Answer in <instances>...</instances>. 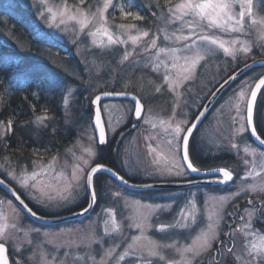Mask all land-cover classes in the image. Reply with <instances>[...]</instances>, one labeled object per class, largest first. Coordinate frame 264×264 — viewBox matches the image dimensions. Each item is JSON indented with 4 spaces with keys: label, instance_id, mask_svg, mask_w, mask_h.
<instances>
[{
    "label": "rangeland",
    "instance_id": "374dc122",
    "mask_svg": "<svg viewBox=\"0 0 264 264\" xmlns=\"http://www.w3.org/2000/svg\"><path fill=\"white\" fill-rule=\"evenodd\" d=\"M3 1L13 8L21 7L28 11V14L33 16L38 34L47 40L59 43L62 55L66 53L60 58L43 55L40 61H49L54 66V73L58 74L56 80L67 81L69 84L63 97L62 110L66 124L74 126L77 130L76 139L67 148L50 158L42 157L29 164H19L7 157L0 163V176L14 186L20 194L27 197L37 209L52 216L70 212L84 202L87 196L83 181L80 180V186L76 187L77 179L83 175L78 171L77 166L86 172L88 165H85V160L89 165L95 166L99 158L105 154V151L98 146L94 133L92 124L94 107L91 102L96 94L101 91L105 92L106 88L113 87L116 83L115 74L118 70L107 82H101L98 78L103 73L105 64L115 65L122 70L128 68L129 72L132 69H138L144 74L142 79L128 80L122 86L124 89L119 90V92H133L129 89L136 91L145 105L144 116L135 130H132L133 125L137 123L133 117L132 104L125 101H105L101 105L109 143H113L114 147L115 167L127 177L140 183L187 182L189 175L180 154L174 151L175 143L170 145L168 140L172 138V130L177 124L182 128L190 126L194 113L203 105L211 91L208 88L200 97H195L196 100L193 98L197 93L192 91L197 83V73L200 67L207 60H211L214 69L226 70L227 64L223 61L225 59L236 64L240 61L255 59L256 51L264 56V48L261 47L264 44V39H262L264 23H261L264 21V0H253V14L252 16L246 14L243 33H228L219 29L207 31V34L224 40L244 41L251 46V52L246 55L240 53L236 58H232L225 56L222 50H218L217 55L201 60L191 73L182 70L185 63L183 59L175 61L176 66L173 67L172 54L159 52L162 47L179 49L186 43L176 41L173 33L176 32L179 35L181 33L177 32V29H182L183 34H187L188 28L184 26V21H173L168 11L181 0H174L172 6L161 11L156 20H152L144 29L137 26L120 28V25H131L109 19V11L113 8L110 7L104 13L107 19L105 26L114 38L119 37L120 40L125 41V43L111 45L103 31H96L102 23L97 9L103 7L104 0L93 10L68 5L62 0ZM128 4L133 6L127 7ZM113 5L120 11V6H124L125 11L134 12L136 0H119L117 3L113 0ZM65 7L69 9L66 17L68 14L79 15L78 9L87 12L90 23L83 31L80 30V25L76 21L65 17V23L61 24L59 15L53 20L52 14L47 11L51 8L53 12L59 13ZM234 11L239 12V0H236ZM93 13H96L95 18H93ZM252 20H256L257 23L252 24ZM49 24L52 26L49 27ZM142 30H148L149 36L141 37L136 44H133L130 37L140 35ZM90 32H96V35H89ZM166 35L169 37L167 40ZM154 38L156 47L152 48L151 41ZM240 46L237 45V47ZM69 48L75 55V63L67 61L68 57L72 59ZM125 52L129 53L128 59L121 62ZM157 53H159L158 59ZM40 67L53 72L48 64ZM166 74L170 77L169 83L179 84L175 91L169 90V83H165ZM263 74L264 71L256 72L237 82L214 107L195 138L194 153L202 156L203 159L214 160L230 157L228 161L231 162L232 169L236 171L237 178L232 190L227 194H214L199 188L160 192L155 196L154 201H144L130 195L111 180L99 178V180L96 179V184L98 183L97 192L100 195L101 206L91 220L62 229L42 230L32 225L0 190V229H3L4 233L0 243H4L10 252L12 250L11 255L20 257L18 259L21 261L20 264H29L27 260L31 258L37 260L36 264H61V262L63 264H145L146 260H151L152 264H169L170 261L176 264L181 260V256L175 248L161 247L157 250L159 256L148 257L147 249L150 242L156 241L161 245L175 243L176 248L183 249L192 245L193 239L207 226L213 225L215 228L218 225V229H215L218 232V239L213 242V250L202 257L194 258L192 264H215L211 257L217 248H220L222 264L225 259L229 264H236L232 254L226 253V246L234 244L236 253L243 250L246 243L243 230L235 231V229L249 219L245 209L238 214L236 208L248 205L249 199L253 200L252 206L259 208V202L264 200V193L244 190L247 185L264 182V170L259 167V157L254 158L250 154L252 149H255L257 153L264 152V150L258 148L250 140L248 129L243 133L236 132L242 124L246 126V121L241 118L246 114V104H240L238 113V93L243 88L246 91V99L249 98L250 89ZM189 75L191 78L184 79ZM217 83H211V87L216 86ZM157 87H160L159 92L156 91ZM202 89L201 87L200 90ZM79 93H82L84 103L76 106V96ZM65 98L67 105L64 103ZM88 98H91L90 103ZM260 109H264V100L260 101L257 111ZM47 121H45L46 124ZM7 136L0 139L3 140ZM232 143H236L238 147L232 148ZM245 147H248V152H245ZM88 149L94 153V156L89 154ZM245 160L248 164H245ZM25 171L28 175L33 172L39 173L35 181H28V187L22 186L19 179ZM249 171H253V176H248ZM256 172L260 175H255ZM73 173H77V179H72ZM69 184L72 186L69 187ZM113 193L120 195L115 196ZM63 196H67L68 200H62ZM181 209H186L188 214L195 215L196 223H191L190 215L187 228L176 227L168 229L166 233L159 232L160 224H169L180 218ZM246 209L252 211L254 208L247 207ZM242 216L244 220L240 219ZM262 216L264 214L261 212L254 213L251 218L250 231L264 235V231L256 227L258 222L264 228ZM113 217L119 226L118 232L112 231ZM106 228L108 235L105 234ZM254 239L253 236L247 237L248 241ZM129 245L132 247L129 248ZM109 250H111L110 255ZM45 255L48 257V263L42 261L40 263L38 259ZM121 256L123 259H120ZM160 256L164 259L161 260ZM137 257L141 258L137 259Z\"/></svg>",
    "mask_w": 264,
    "mask_h": 264
},
{
    "label": "snow or ice",
    "instance_id": "6c2138e0",
    "mask_svg": "<svg viewBox=\"0 0 264 264\" xmlns=\"http://www.w3.org/2000/svg\"><path fill=\"white\" fill-rule=\"evenodd\" d=\"M44 2V0H42ZM85 0H80V4H84ZM132 4H128L127 7H132ZM110 7H114L113 0H104L103 7L97 9L99 14V18L101 23V27L97 28V32L103 31L105 35L108 37V43L116 44V43H125V41L120 40L119 37H113V35L109 32L108 28L105 26L107 23V19L104 15L108 11ZM121 7L122 15L127 18L128 16H132L135 20L144 19L143 16L136 13L134 14L131 11H125L124 6ZM236 8V0H181L180 3L176 4L174 8H169V14L172 17L173 21H184V26L188 28L187 34H183L182 29H177V32L181 34L177 35L176 32L173 33L176 41H185L186 43L182 48H160L159 52H169L173 56V67L176 66L175 61L179 59L184 60V65L182 66V70L184 72L191 73L196 66L199 64L201 60H204L206 57H212L217 55L218 50H222L223 54L228 57L236 58L238 54H248L251 52L252 48L250 45L241 41L239 39H230L224 40L215 35L207 34V31L210 29H219L223 32L228 33H243L245 31V16H252L253 12V0H239V12L234 11ZM47 11L52 14V19L55 20L56 16L59 15L61 17L60 23H65L66 14L69 13V9L65 7L63 11L59 13L53 12L51 8H48ZM79 15L68 14L67 19L74 20L80 25V30L83 31L84 28L88 26L90 20L88 19L87 12L85 10H79ZM43 15V13H41ZM93 18H95L96 13H93ZM185 18H188L187 20ZM256 20H252V24H256ZM264 23V21H261ZM52 24H49L51 27ZM120 28L126 27H136L135 25L125 26L120 25ZM199 29V30H198ZM89 35H96V32H90ZM149 31L142 30L140 35L131 36L130 39L133 44H136L137 41L141 39V37H148ZM165 39H169L166 35ZM264 39V37H262ZM241 45L237 47V45ZM151 47H156V39L154 38L151 41ZM264 48V44L261 45ZM147 51V49H145ZM179 53V55H177ZM129 56L128 52H125L122 61L127 60ZM159 58V53H157V59ZM155 70V69H154ZM191 78L189 76H185L184 79ZM230 79H235V77H229ZM170 77L169 75L164 76L165 83H169ZM179 87V84L169 83V90L175 91V88ZM264 87V76L260 77L258 82L255 84L254 88L250 89V98L246 99V91L242 88L239 93V103L237 104V110L239 113L240 104H246L245 115L241 117L246 121V126L242 124L239 129L236 130L237 133H243L247 129H250V134L255 138L256 141L259 142L260 145H264V139L261 138V135H264V109L256 110V102L257 95L261 92V88ZM156 91H160V87L156 88ZM128 95V93H110L104 92L103 95ZM34 96H37L38 93L34 92ZM135 102L134 112L137 119L142 118V113L144 110V105L141 103L140 99L136 96L131 97ZM100 100V96H97L92 103L98 104ZM65 105H67V99L64 101ZM33 112L35 113V108L33 107ZM175 115V111L173 112V116ZM50 117L47 115L46 111L43 115H35L34 120L29 121V123L34 124L38 127H47L45 121L49 120ZM235 119V118H234ZM94 122L97 128L100 130L99 135V143H106L104 127L102 122L101 110L99 107L96 108L94 113ZM13 123L12 119L7 121V124L3 121H0V138H3L6 135H10L13 132ZM163 123V121L161 122ZM261 129V134H257V129ZM197 129V123H192L190 127L182 128L179 124H177L172 130V138L168 140V143L171 145L175 143L174 151L180 154V158L182 161L186 162L187 169H190L192 172H200L201 169L195 167L190 160V139L193 138V133ZM55 132V129L52 130ZM238 145L236 143H232V148H237ZM245 152H248V147H245ZM90 155L94 156V153L91 152L90 149L87 150ZM254 158L259 157V167L264 170V152L257 153L255 149L251 150L250 153ZM245 164H248V161H244ZM85 165H88V170L85 172L83 168L77 166L78 171L82 172L83 175L77 179V173L72 174V179H77L76 187L80 186L79 181H83V187L86 196L89 197V207H91V203L96 199V191L94 185V178L98 173L107 172L111 176L120 180L122 183L127 184L128 181L121 175H118L111 168L106 167L102 164H95V166L89 165L88 161H84ZM255 164V159L253 161ZM214 173L218 176L222 177L218 180L219 183H226L233 180L232 171L228 170L225 167H221L219 169H214ZM253 171L248 172V176H253ZM39 175L37 172L31 173L28 175L25 171V174L21 176L20 183L24 187H28V181H35L36 177ZM255 175H260L259 172H256ZM14 179L16 177H13ZM72 185L69 184V187ZM0 187H3L7 190V185L5 184V180L0 179ZM245 191L252 193H264V182L258 184H250L247 185L244 189ZM12 195L15 197L17 201L21 205H23L24 209L27 210L33 217L37 214L34 212L25 202L20 198L19 195L16 194L15 191H12ZM115 196H119V193H113ZM239 195V193H237ZM38 199V197H36ZM62 200L67 201L68 197H61ZM192 203L191 201L189 202ZM259 208H254L252 211L245 209V212L248 213V221L244 223L242 226L235 229V231L243 230V235L246 238V243L244 244V248L241 252H234L235 245L226 246V253L232 254L236 264H264V235H260L256 232L250 231L252 228L251 218L255 212H261L264 214V200H261ZM248 204L252 205L253 200L249 199ZM63 206V205H60ZM87 211V209H85ZM111 211V210H109ZM191 214L186 212V209H181L179 213L178 219L169 224H160L158 226V231L161 233H166L168 229H174L176 227L187 228L189 226L188 221ZM264 218V216H262ZM241 220H244V217H240ZM191 223H196L195 215H191ZM113 232L119 231V226L116 224L115 218L113 217ZM218 229V225L213 227V225L207 226L205 230L202 231L201 234H198L192 242V245L185 247L183 249L176 248L175 243L161 245L156 241H151L150 246L147 249V256L154 257L159 256V252L157 251L161 247L167 248H175L177 252L180 253L181 260L176 262V264H192L194 258L202 257L205 253L213 250V242L218 239V232L215 230ZM27 234V233H26ZM105 234L108 235V229H105ZM3 229H0V239H3ZM253 236L255 239L252 241H248L247 237ZM258 241V242H257ZM199 242V243H198ZM223 245V241H221ZM132 246L129 245V248ZM6 246L4 243H0V264H7V260L5 257ZM109 255L111 254V250H109ZM191 254V255H188ZM141 257H137L140 259ZM123 259V256L120 257ZM160 259H164L163 256H160ZM211 259L215 262V264H222L220 259V248H217L211 257ZM17 264H20L18 261ZM145 264H152L151 260H146ZM169 264H173V262H169ZM223 264H229L228 260H223Z\"/></svg>",
    "mask_w": 264,
    "mask_h": 264
},
{
    "label": "trees",
    "instance_id": "16d2710c",
    "mask_svg": "<svg viewBox=\"0 0 264 264\" xmlns=\"http://www.w3.org/2000/svg\"><path fill=\"white\" fill-rule=\"evenodd\" d=\"M62 1L68 5L93 10L100 5L102 0H85L84 4H80V0ZM118 1L115 0L116 3ZM174 2V0H136V9L133 13H138L143 16L144 19L142 20H135L132 16L125 18L115 5L110 9L108 16L114 22L135 25L144 29L152 20H156L161 11L172 6ZM33 20V16L28 14V11L21 7L13 8L5 1L0 0V121H3L5 124H7L9 119L14 121L13 132L5 139H0V163L7 157L12 158V160L19 164H29L33 160L42 157L50 158L71 145L77 137L76 128L67 125L63 117V97L69 84L67 81L56 80L58 74L54 73V66L49 61H40V57L43 55L60 58L66 55V53L62 55L59 43L40 36ZM54 52H57V54H54ZM69 53L72 59L71 57H68L69 60L66 58L68 63H75L76 58H74L75 55L71 48H69ZM256 54V58L264 57L262 54L257 53V51ZM223 61L227 64L226 70L218 71L214 69L211 60H207L200 67L197 73V83L195 82L196 85L192 91L197 92L193 97L195 100L201 94H204L205 92L203 91H206L208 88L211 90L210 95L219 83L234 73L238 68L250 62L251 59L244 62L240 61L236 64H233L229 59ZM40 64L42 66L48 64L53 72L42 69ZM103 69V73L98 77L101 82H107L112 74L118 70L117 74H115V85L106 88L104 91L110 90L115 92L123 90L124 88L122 86L128 80L132 79L131 81H135L144 78V74L138 69H132L129 72L130 69L128 68L127 70L125 68L122 70L109 63L105 64ZM260 71H264V69H256L247 76ZM214 82L218 83L216 86L211 87V83ZM201 87L203 88L202 90H200ZM129 91H133L132 93L137 95L136 91L132 89H129ZM11 92L14 93L12 94ZM34 92L38 93V95L34 96ZM190 94L188 96H191ZM76 99V106H81L84 103L82 93H79ZM87 100L90 103L91 98ZM261 100H264V90L259 98V103ZM202 106L194 113L193 119ZM33 107L35 108V113L33 112ZM45 111L50 117L47 121V127H38L29 123V121L34 120L35 115H43ZM53 129H55V132L52 131ZM258 129L260 131V128ZM195 138L190 145V155L193 163L198 168L210 169L225 167L235 172L232 169L231 162L228 161L230 157L210 160L209 158L203 159L202 156L194 153ZM113 148V143H109L106 147H103L102 149L105 151V154L99 158L98 163L117 170L114 163L115 153ZM119 173L123 175L121 172ZM123 176L126 177L125 175ZM99 178H107L117 184L104 175H99L96 179L99 180ZM96 189H98V183L96 184ZM204 189L211 193L221 194L232 190V188L219 190L218 188L212 187ZM126 192L144 201H154L155 196L160 193L155 191L141 193Z\"/></svg>",
    "mask_w": 264,
    "mask_h": 264
},
{
    "label": "water",
    "instance_id": "95a60500",
    "mask_svg": "<svg viewBox=\"0 0 264 264\" xmlns=\"http://www.w3.org/2000/svg\"><path fill=\"white\" fill-rule=\"evenodd\" d=\"M257 68H264V58H260V59L254 60V61H252V62L244 65L243 67L239 68L236 72H234L231 76H229V77H235V79H230L228 77L227 79H225L216 88V90L210 95V97L206 101L205 105L201 109V111L198 114V116L192 122V123H197V129L194 131L193 136L200 129V127L205 122V120L209 116L210 112L212 111V109L214 108V106L216 105V103L219 101V99L224 95V93L227 92L236 82L240 81L245 75H247L249 72H251L252 70L257 69ZM263 88L264 87L261 88V91L263 90ZM108 92H110V91H108ZM103 93L104 92L98 93L92 99V101H94L97 96H100V100H99L98 104L92 103V105L94 106V113H95V110H96L97 107H99L100 110H101L102 122H103V127H104V133H105L106 143H104V144H100L99 143L100 130L95 125L94 117H93L92 124H93V128H94V132H95L97 144L99 146H101V147L106 146L108 144V141H109V139H108V132H107V128H106V125H105V121H104V117H103V113H102V109H101V104L103 102H105V101H128V102H131L133 104V107H134L135 106V102L132 100L131 97L134 95L138 99H140L137 95H135L133 93H129V92H110V93H128V95H116V94H113V95H103ZM260 93H258V95H257V100H258V98L260 96ZM140 101H141V99H140ZM141 103L144 105V103L142 101H141ZM256 104H257V102H256ZM144 113H145V105H144V110H143V113H142V118L144 116ZM133 117L138 122L137 124H135L133 126V129H136L137 126H138V124L142 120V118L141 119H137L136 116H135V112L134 111H133ZM248 132H249V135H250L252 141L258 147L264 149V145H260L259 142L256 141L255 138L251 136L250 129H248ZM257 134H258V132H257ZM191 140H192V138L190 139V142H191ZM183 164H184L185 169L187 170V172L195 180L190 181V182H185V183H149V184H138V183L130 182V181H128L126 179L128 181V183L127 184H124L120 180H118L115 177L111 176L107 172H102V173H98V174H103V175L108 176L109 178H111L114 181H116L122 188H124V189H126L128 191H131V192H148V191H163V190H186V189L195 188V187L225 186V185L231 184L234 181V175H233V180L232 181H229V182H226V183H219L218 180L221 179L222 177H220L216 173H214L213 170H210V171H200V172H192L190 169H187L186 162L183 161ZM106 167H108V166H106ZM108 168H110V167H108ZM113 171H115V170H113ZM117 174L120 175L119 173H117ZM0 179H3V178L0 177ZM5 184L7 185V188L8 189H11V191L10 190H7V189H5L3 187H0V189L11 200H13V202L18 206V208H20V210H22L31 220H33L37 224H40V225H43V226H57V225L65 224V223H72V222H77V221L83 220L86 217L90 216L92 214L93 210L96 207V199H95V201H93L91 203V207H89V204H88L87 208H85V209H87V211H85V209H84L82 211H79V212H76V213H72V214H68L66 216L53 217V218L40 216L38 214L35 217H33L30 213L27 212L26 209H24L23 205H21L19 203V201H17L15 199V197L12 195V191H15L17 195H20V194L7 181H5ZM88 199H89V197H88ZM5 257H6V260H7V264H10L9 257H8V248L7 247H6Z\"/></svg>",
    "mask_w": 264,
    "mask_h": 264
},
{
    "label": "flooded vegetation",
    "instance_id": "af4514ba",
    "mask_svg": "<svg viewBox=\"0 0 264 264\" xmlns=\"http://www.w3.org/2000/svg\"><path fill=\"white\" fill-rule=\"evenodd\" d=\"M134 130V129H133ZM261 131V130H260ZM260 134H261V132H260ZM262 136V138H264V135H261ZM217 168H221V167H217ZM211 169H213V168H211ZM202 170H208V169H202ZM191 180H193V179H191ZM212 188H218L219 190H224V188H222V187H220V186H215V187H212ZM226 188V187H225ZM218 194H221V193H218ZM225 194V193H224ZM224 194H221V195H224ZM21 198H22V200H24V202L34 211V212H36V214H38V215H40V216H45V217H61V216H66V215H68V214H72V213H76V212H79V211H82V210H84L85 208H87V206H88V204H89V199H88V196L86 197V199L84 200V202H82L77 208H75L74 210H72V211H70V212H67V213H64V214H61V215H57V216H52V215H50V214H48V213H46V212H44V211H41V210H39V209H37L29 200H28V198L27 197H25L24 195H19ZM8 197V196H7ZM9 198V197H8ZM9 200H11L10 198H9ZM12 201V200H11ZM13 202V201H12ZM100 195H96V207H95V209L93 210V212H92V214L90 215V216H88V217H86L85 219H83V220H80V221H77V222H73V223H69V224H62V225H59V226H42V225H39V224H36L34 221H32L26 214H24L15 204H14V202H13V204L18 208V210L21 212V213H23V215L25 216V218L30 222V223H32V225H34V226H36V227H38V228H41L42 230H47V229H62L63 227H68V226H71V225H77V224H84V223H86V222H88L89 220H91L92 218H93V215L98 211V208L101 206L100 205ZM248 204V203H247ZM247 207H253V208H255L254 207V205L252 206V205H241V206H239V207H237L236 208V211L238 212V214H240V212L242 211V210H244V209H246ZM46 247V249L48 250V247H47V245H45ZM49 250L51 251V248L49 247ZM11 252H12V250H11ZM10 252V249L8 248V257H9V262H10V264H17V262H18V259H20V257H16V256H13V255H11L12 253ZM38 260H40V263H41V261L43 262V263H48V257H47V255H45V256H43V257H40ZM35 261H37V260H35V259H32L31 258V260L29 259V260H27V262L29 263V264H36V262ZM20 263H21V261H19ZM26 262V263H27ZM56 262V261H55ZM54 262V263H55ZM57 263V262H56ZM64 263H67V262H64ZM58 264V263H57ZM61 264H63L62 262H61Z\"/></svg>",
    "mask_w": 264,
    "mask_h": 264
}]
</instances>
